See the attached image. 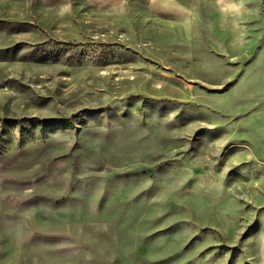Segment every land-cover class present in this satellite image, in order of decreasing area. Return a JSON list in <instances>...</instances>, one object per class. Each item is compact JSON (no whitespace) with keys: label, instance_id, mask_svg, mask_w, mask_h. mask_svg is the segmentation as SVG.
Listing matches in <instances>:
<instances>
[{"label":"rangeland","instance_id":"1","mask_svg":"<svg viewBox=\"0 0 264 264\" xmlns=\"http://www.w3.org/2000/svg\"><path fill=\"white\" fill-rule=\"evenodd\" d=\"M0 264H264V0H0Z\"/></svg>","mask_w":264,"mask_h":264}]
</instances>
